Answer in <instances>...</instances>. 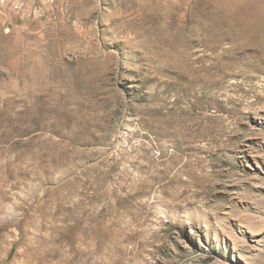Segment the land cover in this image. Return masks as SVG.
<instances>
[{"label":"rangeland","instance_id":"rangeland-1","mask_svg":"<svg viewBox=\"0 0 264 264\" xmlns=\"http://www.w3.org/2000/svg\"><path fill=\"white\" fill-rule=\"evenodd\" d=\"M0 264H264V0H0Z\"/></svg>","mask_w":264,"mask_h":264}]
</instances>
